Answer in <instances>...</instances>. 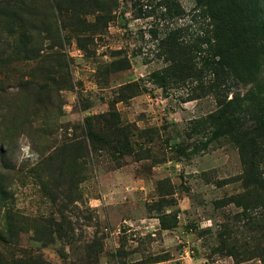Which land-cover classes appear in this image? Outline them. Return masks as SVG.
I'll use <instances>...</instances> for the list:
<instances>
[{
  "label": "rangeland",
  "instance_id": "obj_1",
  "mask_svg": "<svg viewBox=\"0 0 264 264\" xmlns=\"http://www.w3.org/2000/svg\"><path fill=\"white\" fill-rule=\"evenodd\" d=\"M205 1L115 0L106 28L45 41L44 63L0 59V228L14 222L6 212L50 225L16 228L3 254L23 264H264V0L258 10ZM35 2L39 26L46 0ZM228 2L238 6L220 20ZM208 31L212 49L198 53ZM170 42L180 55L166 52ZM177 62L192 77L153 82ZM36 111L54 119L44 137L27 126ZM109 113L127 147L88 140L86 119L96 128Z\"/></svg>",
  "mask_w": 264,
  "mask_h": 264
},
{
  "label": "trees",
  "instance_id": "obj_2",
  "mask_svg": "<svg viewBox=\"0 0 264 264\" xmlns=\"http://www.w3.org/2000/svg\"><path fill=\"white\" fill-rule=\"evenodd\" d=\"M235 1V0H232ZM243 0H239L240 2ZM248 1V0H246ZM261 0H254L255 7L253 9L258 10L260 7ZM198 2H204V0H198ZM35 0H1L0 4V47H3L9 52L0 51V59L3 61L12 60L13 56H21L20 61H30L32 63L42 64L44 63L46 56H42L40 52L48 49L45 46V41H50L51 45L56 46V42L60 39L61 33L80 34L83 32H92L106 28L107 23L110 19V12L116 7L115 0H46L44 3V9L47 10L48 20L40 21L39 26H35L34 20L37 16V8ZM206 6H209V2L205 1ZM230 7L220 9V20H224L225 15L231 13L238 6L235 3L228 2ZM243 4V2H241ZM245 5V4H244ZM241 7V6H239ZM247 11V9H244ZM250 10V9H249ZM202 17H207V11H203ZM92 17L93 21L88 22L87 17ZM223 16V17H222ZM208 18H212L211 16ZM228 19V18H227ZM221 27V26H220ZM219 32L217 28L215 32ZM35 33L36 39L32 44V34ZM211 33L202 32L196 39L198 47L196 51L198 53L203 52L201 46H206V51L212 49V36L207 35ZM213 35V34H212ZM202 36V37H200ZM259 46L257 47V55L260 57L262 64L264 65V19L261 18L258 22L257 31ZM219 40V39H217ZM31 46L30 51H25V46ZM35 47V48H34ZM39 47V48H38ZM49 47V46H48ZM176 47V51H175ZM38 48V49H37ZM44 48V49H43ZM214 50V49H213ZM175 52L176 55H180L183 50L178 49L175 42H170L166 52L168 54ZM31 52V54H29ZM21 53V54H20ZM216 54L215 56H218ZM223 59L222 56H220ZM192 67L190 68L184 64H173L171 63L170 68H166L161 72H154L150 76L155 84L160 88H165L167 85V79L171 80H182L185 78L192 77ZM46 71V70H43ZM47 75V72H46ZM189 75V76H188ZM45 87H43V90ZM29 118V117H28ZM27 119V118H26ZM54 119L49 114L44 115L40 111L34 112L28 120L23 121L20 124V128L27 122L29 130H32L34 134L45 136L47 131V125ZM89 120L86 119L88 124L87 138L92 144L108 145L111 141L115 142L120 146L127 147L128 131L127 128L120 125V122L113 113L104 115L94 122L97 125L96 128L91 127ZM61 148V154L66 149V145L63 144ZM82 145V144H81ZM81 149L85 150L86 146L82 145ZM73 157L68 155L67 158ZM244 211L250 210L249 207H242ZM4 219L6 221H14L11 226H3L0 228V243H9V238L20 226H28V228L34 231L38 228H49L47 221L41 219L23 218L14 216L8 212L5 213ZM248 245V242H246ZM1 246V245H0ZM0 247V264H23L24 262L17 258L7 257L1 252Z\"/></svg>",
  "mask_w": 264,
  "mask_h": 264
}]
</instances>
